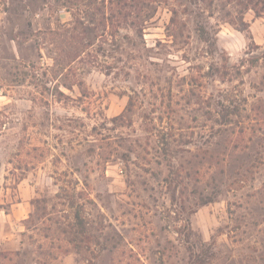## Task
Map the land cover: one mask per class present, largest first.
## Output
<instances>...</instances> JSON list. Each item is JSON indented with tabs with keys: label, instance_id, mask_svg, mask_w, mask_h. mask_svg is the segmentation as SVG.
Instances as JSON below:
<instances>
[{
	"label": "rangeland",
	"instance_id": "1",
	"mask_svg": "<svg viewBox=\"0 0 264 264\" xmlns=\"http://www.w3.org/2000/svg\"><path fill=\"white\" fill-rule=\"evenodd\" d=\"M90 1L0 0V264H264V13Z\"/></svg>",
	"mask_w": 264,
	"mask_h": 264
},
{
	"label": "trees",
	"instance_id": "2",
	"mask_svg": "<svg viewBox=\"0 0 264 264\" xmlns=\"http://www.w3.org/2000/svg\"><path fill=\"white\" fill-rule=\"evenodd\" d=\"M93 1L94 2L90 1L88 3V5H91V10H89V12L87 11L86 17L94 16L95 17L94 22L97 23L101 29L105 30V25L108 26L107 22L112 23L113 19L112 18L108 19L107 17H105L104 12L100 15V13L102 11L106 10L105 9L106 4L104 3V0H100L98 3H95L96 0H93ZM109 1L111 3L112 0H109ZM230 1L235 2V6H236V8H238L237 13H239V14H241L244 10H247L248 8L253 9V11L255 12L256 15H260V13H264V0H230ZM118 4L119 3H117V5ZM110 7H111L110 9H113L112 3H111ZM121 9H122V12H121ZM116 10H118V11L120 10L119 13H124V4H123V6L121 4V8L117 7ZM81 24H82V20L80 18H77L75 20V24H74L75 26H73L72 28L67 27L64 30H61V32H56L57 34L64 37V41L62 44L63 47H69L70 50L76 51L75 54H72L71 57H74L77 53H79L83 49V46H80L81 41H80L79 36L78 35L75 36V34H74L78 30V26ZM85 25H86L85 23L81 25V28L83 30L85 29ZM76 40H78V42L79 41L80 42L75 44ZM62 51L65 55L69 54V52H68V54H66L65 48H63ZM71 53H73V52H71ZM93 58L95 59L96 56H94L93 54L90 53L89 54L90 60H88V62L94 60ZM72 59H74V58H71L70 61H72ZM62 61H66L64 59V55L62 57ZM66 87L70 88L69 86H66ZM4 123L5 122H2V124L0 125V131H1V126H3Z\"/></svg>",
	"mask_w": 264,
	"mask_h": 264
}]
</instances>
